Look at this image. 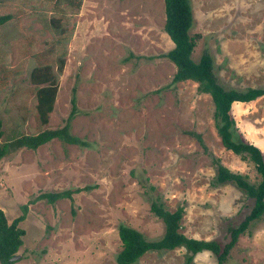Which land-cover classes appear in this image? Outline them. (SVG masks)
<instances>
[{
	"label": "rangeland",
	"instance_id": "obj_1",
	"mask_svg": "<svg viewBox=\"0 0 264 264\" xmlns=\"http://www.w3.org/2000/svg\"><path fill=\"white\" fill-rule=\"evenodd\" d=\"M189 1L190 33L199 34L193 60L206 48L224 87H264V0ZM1 14L12 15L0 25L1 139L38 131L33 55L60 56L65 48L41 128L68 118L71 134L86 142L53 138L0 159V208L10 221L27 206L11 264H117L120 223L147 240L162 236L164 225L150 211L155 199L169 210L184 206L180 231L187 237L227 241L252 201L230 181L214 183L217 162L250 183L260 176L221 143L210 95L194 81H171L176 66L164 57L173 47L163 29L164 0H0ZM53 16H61V36L49 23ZM48 59L56 70L57 59ZM230 114L264 157V95L233 103ZM76 188L84 189L53 203L37 198ZM189 254L184 247L149 250L133 264H186ZM192 257L188 264H217L207 250ZM223 264H264V214Z\"/></svg>",
	"mask_w": 264,
	"mask_h": 264
},
{
	"label": "trees",
	"instance_id": "obj_2",
	"mask_svg": "<svg viewBox=\"0 0 264 264\" xmlns=\"http://www.w3.org/2000/svg\"><path fill=\"white\" fill-rule=\"evenodd\" d=\"M164 9L165 22L163 29L173 42V47L164 54V57L168 58L176 66V71L171 81H194L197 83L199 92L210 95L214 105L213 119L221 143L226 149L240 155L241 158L249 159L259 174L260 180L256 184L250 183L240 173L233 172L220 162H217L214 183L221 184L230 181L242 189L252 201L249 212L243 219L237 225L228 228L229 236L227 241L221 242L220 240L187 237L180 231L184 206L178 205L174 210H169L163 203L155 199L150 204V211L164 225L162 236L156 240H147L140 231L127 224L120 223L118 236L121 242V249L116 254L115 261L117 264H133L149 250H171L177 247H184L190 252L187 256L186 264L191 262L193 255L204 250L210 251L215 255L217 264H223L238 236L246 230L250 222L259 219L264 214V157L262 151L255 144L243 139L235 120L230 114L233 103L249 102L264 95V87H247L245 89L224 87L214 72L213 58L206 48L203 49L197 61L193 60L191 56L199 34L190 33L193 24L190 1L164 0ZM11 17V14H1L0 25L5 24ZM49 23L60 36L65 33L66 30H64L62 25L61 16L51 17ZM58 43L62 44L63 42L59 39ZM65 54L66 49L64 48L60 56L46 55V51L33 55L39 62V65L30 72V82L33 85L36 120L39 129L36 133L21 134L3 141L1 139L3 130L0 120V159L20 148L36 149L53 138L72 144H86L84 140L71 134L68 118L61 127L52 129L41 128L43 124L47 123L48 114L53 109L57 89L54 72H60L63 69ZM50 57L57 59L56 70H52L50 63L45 61ZM73 113L74 110H71L70 114ZM192 134L201 141L199 134L194 132ZM83 189L43 192L37 198L46 199L47 202L53 203L59 198L70 197L72 192H79ZM22 209V214L9 221L5 212L0 208L1 264L13 263L14 261L11 258L17 255L19 248L23 244L22 237L25 231L19 223L25 217L27 206L23 205Z\"/></svg>",
	"mask_w": 264,
	"mask_h": 264
},
{
	"label": "water",
	"instance_id": "obj_3",
	"mask_svg": "<svg viewBox=\"0 0 264 264\" xmlns=\"http://www.w3.org/2000/svg\"><path fill=\"white\" fill-rule=\"evenodd\" d=\"M18 258H19V255L17 254V255H15V256H13V257L11 258V260L14 261V260H17Z\"/></svg>",
	"mask_w": 264,
	"mask_h": 264
}]
</instances>
